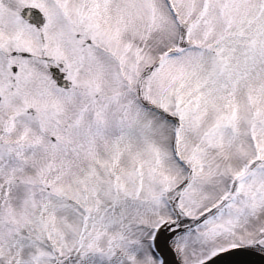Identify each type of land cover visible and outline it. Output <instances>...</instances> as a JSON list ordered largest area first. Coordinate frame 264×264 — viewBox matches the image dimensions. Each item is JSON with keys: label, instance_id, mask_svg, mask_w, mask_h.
Wrapping results in <instances>:
<instances>
[{"label": "snow or ice", "instance_id": "6c2138e0", "mask_svg": "<svg viewBox=\"0 0 264 264\" xmlns=\"http://www.w3.org/2000/svg\"><path fill=\"white\" fill-rule=\"evenodd\" d=\"M0 264H264V0H0Z\"/></svg>", "mask_w": 264, "mask_h": 264}]
</instances>
